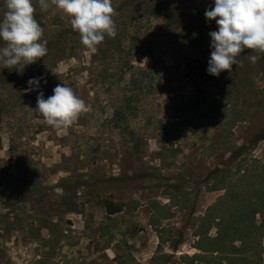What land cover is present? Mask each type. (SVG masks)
I'll use <instances>...</instances> for the list:
<instances>
[{
    "label": "rangeland",
    "instance_id": "rangeland-1",
    "mask_svg": "<svg viewBox=\"0 0 264 264\" xmlns=\"http://www.w3.org/2000/svg\"><path fill=\"white\" fill-rule=\"evenodd\" d=\"M33 2L47 55L22 72L0 63V264H229L244 244L264 264V56L202 74L214 0H112L117 35L96 51ZM63 83L87 110L56 129L32 109ZM236 211L244 240L212 253L215 219L232 228Z\"/></svg>",
    "mask_w": 264,
    "mask_h": 264
},
{
    "label": "clouds",
    "instance_id": "clouds-1",
    "mask_svg": "<svg viewBox=\"0 0 264 264\" xmlns=\"http://www.w3.org/2000/svg\"><path fill=\"white\" fill-rule=\"evenodd\" d=\"M4 11L0 15V63L5 68L23 71L25 66L36 63L48 52L44 29L36 19L33 0H3ZM42 12L58 9L69 18L72 30L81 43L92 51L97 50L107 37L115 38L117 27L113 17L117 15L112 0H37ZM207 20H215L217 29L209 33L211 54L207 72L219 76L232 72L233 65H240V55L249 50L252 63L264 56V0H214V7L205 11ZM147 60V58H145ZM29 87L35 90L39 80L29 79ZM87 110L83 99L74 90L57 84L53 95L47 99L43 92L37 96L32 111L53 128H68Z\"/></svg>",
    "mask_w": 264,
    "mask_h": 264
},
{
    "label": "trees",
    "instance_id": "trees-1",
    "mask_svg": "<svg viewBox=\"0 0 264 264\" xmlns=\"http://www.w3.org/2000/svg\"><path fill=\"white\" fill-rule=\"evenodd\" d=\"M73 33L78 34L75 31ZM64 34H66V33L64 32L60 36L62 37V36H64ZM61 37H59V38H61ZM50 47H52V46L50 45ZM195 62L198 63V64H201L200 71L202 72V74L203 73H207L205 65L203 63H201L200 60H195ZM140 72L144 73V72H146V70H140ZM6 80L7 79L4 78V80H2V81H4L6 83ZM125 120H126V115L125 114L120 113V114L117 115V121H125ZM222 172L223 171H216L214 173V176H219V174H221ZM255 193H257V191ZM258 193H259V191H258ZM251 200H252V206L253 205L255 206V209H254L255 211H253L252 214H249V215L247 214L246 216L247 217L248 216L251 217V223H252V222H254V219H255L256 215L260 213V211H259L260 209H257V207L259 208V206H260L259 202H261V199L259 198L258 195H254ZM240 205H241V203L236 202V206L237 207H240ZM120 211H121L120 208H114L110 204L107 206V213L109 215L117 214ZM243 214H244L243 211H241V212L240 211H236L237 219L234 222L232 228H229V227L227 228V223H226L227 221H226L225 218H223L224 214H221V217H218L217 219H215V222H216L215 227L218 230V235H217L216 238H213L212 240L215 243H218L219 246L215 247L212 250V253H214V254L215 253H219V254H223L224 253L222 243H223V241H225L228 238L229 234H231L233 231H234V235H235L234 238H233V242L231 243L233 247L235 246L234 245L235 241H243L244 240V239H242V236L240 235V230L238 228V225L243 220L242 219ZM257 229L260 230V231H263L264 230V226L262 225V226L258 227ZM241 233L244 234V230L243 229L241 230ZM248 236H250L249 233H248ZM200 240L203 241V239H200ZM234 248H235V251L237 250L238 253H236V252L229 253V256L227 257V260H228L229 264H248V263H250V261H248L245 258H243L242 254L240 253V252L247 251V247H246L245 244L240 246V247H238V248H236V247H234ZM198 249L201 252H204L205 254L211 252V251L206 250L205 248H201V247H199Z\"/></svg>",
    "mask_w": 264,
    "mask_h": 264
},
{
    "label": "crops",
    "instance_id": "crops-1",
    "mask_svg": "<svg viewBox=\"0 0 264 264\" xmlns=\"http://www.w3.org/2000/svg\"><path fill=\"white\" fill-rule=\"evenodd\" d=\"M115 215V214H114Z\"/></svg>",
    "mask_w": 264,
    "mask_h": 264
}]
</instances>
